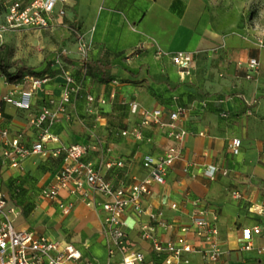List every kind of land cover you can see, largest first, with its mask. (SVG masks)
I'll list each match as a JSON object with an SVG mask.
<instances>
[{
	"label": "crops",
	"instance_id": "obj_1",
	"mask_svg": "<svg viewBox=\"0 0 264 264\" xmlns=\"http://www.w3.org/2000/svg\"><path fill=\"white\" fill-rule=\"evenodd\" d=\"M61 8L65 16L57 17L47 30L20 29L6 34L12 37L49 33L56 46L62 48V62L68 69L63 74H53L50 82L36 93L30 92V83L24 78L26 71L14 81L0 75V100L14 94L12 102L3 104L0 131L7 129L11 136L22 134L26 146L36 143L38 130L31 125V120L43 106L60 98L64 75L70 73L83 82L84 89L72 96L70 118L60 119L50 128L58 142L50 143L47 148L53 153L73 143H87L99 135L106 146L112 147V153H91L88 158L109 181L119 186L145 179L144 157L158 156L175 145L167 137L166 129L155 126L144 130L142 142L122 137V130L140 122L139 116L131 113L129 103L136 101L142 108L163 110L162 119L166 122L171 111L180 107L187 109L181 122L189 132L183 158L169 171L164 185L152 186L145 205L162 211L168 221L185 223L189 220L193 200L200 199L202 205L219 218L226 251L221 264H264L255 253L239 250L245 240V229L264 223V218L248 211L250 203L264 201V49L257 47L256 40L250 44L229 38L225 49L215 55L219 35L213 28L207 0H64L57 5V9ZM5 14L3 7L0 24ZM76 34L92 41L94 57L83 58L78 52ZM138 49L152 57L150 62H140L144 67L138 78H132L121 68L113 69L106 84L85 75L86 59L101 58L107 53L112 57L116 54L128 57ZM156 50L193 52L190 73L178 71L168 59L157 60ZM252 58L257 59L260 66L257 73L248 78V63ZM176 86L179 87L170 91ZM114 91L116 99L98 107L103 120L96 123L86 112V96L93 94L109 99ZM189 91L198 94L200 99L178 96ZM158 95L160 99L156 98ZM24 98L25 104L29 101V107L19 105ZM84 114L85 120L79 118ZM114 117L121 122L113 124ZM99 128L102 130L98 131ZM234 138L242 140L238 155H234L231 148ZM52 153L45 158L29 157L21 169L10 168L0 156V192L21 210L16 227L52 240L73 243L82 252L83 259L67 264H86L87 259L106 264L104 213L77 203L70 215H64L56 201L41 197L42 188L56 181L63 166L64 153L57 157ZM120 160L126 163L125 168L108 167L109 162ZM208 165L227 170L228 175L218 173L211 181L203 171ZM18 176L21 179L12 182ZM234 190H239L244 198L235 200ZM174 202L180 205L179 212L170 208ZM28 207L32 209L26 214L23 210ZM140 221L132 211L127 212L124 229L132 248L144 252L147 264H162L151 244L141 239ZM255 243L258 245L259 239L255 238ZM191 264L204 263L193 255Z\"/></svg>",
	"mask_w": 264,
	"mask_h": 264
},
{
	"label": "built area",
	"instance_id": "obj_2",
	"mask_svg": "<svg viewBox=\"0 0 264 264\" xmlns=\"http://www.w3.org/2000/svg\"><path fill=\"white\" fill-rule=\"evenodd\" d=\"M59 2L64 0H10L5 2L6 11L4 22L0 24V34H7L20 29L43 31L51 28L57 17L65 16L64 9H57ZM82 39V38H81ZM256 45L264 49V37L256 39ZM80 49L87 50L82 43ZM157 60L168 59L178 71L189 74L192 68L194 53L178 51L168 53L156 50ZM87 60V59H86ZM260 63L252 58L248 63V78L259 70ZM30 83V92L36 93L47 85L50 76L26 74L24 77ZM64 87L59 99H53L42 107L40 113L31 120V125L38 130V141L32 146H26L22 141V134L11 136L10 131H0V156L3 162L12 169H21L24 162L33 155L48 157L52 151L47 146L58 142V137L51 133L50 128L60 119H69V106L72 96L79 95L83 89V82L78 81L70 73L64 75ZM29 93V94H31ZM11 93L0 100V121L3 119V104L12 102ZM116 99L114 91L109 99L104 96L88 94L86 96V112L99 123L103 120L98 107L105 106ZM26 98L21 106L29 107ZM132 114L139 116L140 122L131 129L120 132L124 138L135 141L145 140L144 130L152 126L167 130V137L175 145L169 146L158 156L146 155L142 166L147 172L143 180L115 186L102 173V170L88 158L91 153H112V147L104 143L99 136L89 142H77L67 147L53 151V156L64 153L63 166L53 184L44 186L41 197L56 201L58 208L64 215H70L77 203L83 204L94 211L104 213V232L108 260L106 264H147L143 251L132 248V244L125 232L126 214L132 211L141 218L139 223L141 239L151 244L154 254L162 264H191V256H198L204 264H221L226 251L223 248L222 232L219 227L218 215L204 207L200 199L192 202L189 220L185 223L168 221L160 210H154L145 205L146 198L152 194V186L164 185L169 171L183 158V150L189 132L182 127L181 122L187 109L178 108L169 113V121H164L163 110L142 108L138 102L129 103ZM248 113H251L248 111ZM225 116V114H224ZM106 146V147H105ZM242 140L234 138L232 151L234 155L240 153ZM125 168L123 160L109 162L108 167ZM204 175L211 181L218 173L228 175L216 165L204 168ZM188 173L189 169L186 168ZM235 200H241L244 195L239 190L232 191ZM170 208L180 211L177 202L170 204ZM248 211L260 218H264V201L250 203ZM21 216V210L0 192V264H67L83 259L82 252L73 244L66 241L52 240L34 231L18 230L16 220ZM161 231L162 234L159 233ZM166 234L164 237L163 235ZM245 240L239 250L253 252L264 262V223L245 229ZM255 238L259 239L256 245ZM86 264H94L87 259Z\"/></svg>",
	"mask_w": 264,
	"mask_h": 264
},
{
	"label": "rangeland",
	"instance_id": "obj_3",
	"mask_svg": "<svg viewBox=\"0 0 264 264\" xmlns=\"http://www.w3.org/2000/svg\"><path fill=\"white\" fill-rule=\"evenodd\" d=\"M5 2L6 0H0V22L2 21L3 4ZM207 2L213 28L219 35V47H216L215 55L225 49V42L229 38L245 40L252 44L257 38L264 37V0H207ZM76 37L77 49L82 57H94L92 41H86L83 35L76 34ZM82 43L87 46L85 53L80 49ZM61 52L62 48L56 46V41L49 33L43 36L32 33L12 37L0 34V64L2 62L6 64L9 67L10 74L20 73V77L24 75V67L33 68L41 76L52 77L57 72L63 74L68 69V66L62 62ZM98 55L99 53L95 56L97 57ZM127 58L129 59V62L127 61L129 64L138 67L141 61L150 62L152 57L146 52L144 53L143 50L138 49ZM53 68L57 69L54 70ZM0 75L7 79L1 69ZM8 81L11 80L9 79ZM123 81H129V79H123ZM98 91L97 89L96 94ZM185 95L188 96L189 100L200 99L197 96L198 94H194L191 91L181 93L178 96ZM156 98L160 99L161 96L158 95ZM79 118L85 120L87 116L84 114L79 116ZM112 121L113 124L121 122L116 117ZM100 130L102 129L99 128L98 131ZM97 136L99 135L95 137L97 138ZM94 263L99 264L97 262Z\"/></svg>",
	"mask_w": 264,
	"mask_h": 264
},
{
	"label": "trees",
	"instance_id": "obj_4",
	"mask_svg": "<svg viewBox=\"0 0 264 264\" xmlns=\"http://www.w3.org/2000/svg\"><path fill=\"white\" fill-rule=\"evenodd\" d=\"M128 58L123 56L122 54H116L112 57L110 53L105 54L101 58H92L87 59L85 62V75L95 82L99 84H106L110 81L112 77V71L115 68H121L124 72H126L132 78H138L143 70L144 65H140L139 67H134L129 64L127 61ZM0 69L5 74L7 79L14 81L20 79V73L10 74L9 67L3 62L0 64ZM23 71H26L27 74L38 75L41 74L36 73L33 68H23ZM177 87L170 88V91L176 90ZM173 99V98H172ZM21 177H16L12 180V182H17ZM31 207L24 208V213L28 214L31 211Z\"/></svg>",
	"mask_w": 264,
	"mask_h": 264
}]
</instances>
